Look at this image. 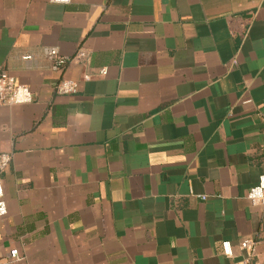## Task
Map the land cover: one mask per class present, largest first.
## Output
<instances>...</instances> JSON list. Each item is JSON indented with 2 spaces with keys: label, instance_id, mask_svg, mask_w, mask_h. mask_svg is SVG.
<instances>
[{
  "label": "crops",
  "instance_id": "0c3cea01",
  "mask_svg": "<svg viewBox=\"0 0 264 264\" xmlns=\"http://www.w3.org/2000/svg\"><path fill=\"white\" fill-rule=\"evenodd\" d=\"M0 71V264L264 261V0H0Z\"/></svg>",
  "mask_w": 264,
  "mask_h": 264
},
{
  "label": "built area",
  "instance_id": "2783aa9c",
  "mask_svg": "<svg viewBox=\"0 0 264 264\" xmlns=\"http://www.w3.org/2000/svg\"><path fill=\"white\" fill-rule=\"evenodd\" d=\"M71 0H49L52 5H68ZM42 56L50 63L52 71H58L68 62V58L61 56L55 48H43ZM24 60H30V55L22 57ZM100 76L106 75V70L101 69L98 73ZM78 91L77 83L67 79H61L55 86V94L60 96L75 95ZM32 101V96L29 89L12 77H10L5 71H0V106L10 107L15 105L28 104ZM11 162V156L9 154H0V217L6 214V205L4 201V195L1 185V175L8 169ZM247 200L252 206H264V175L259 177L257 184L249 189ZM241 247L250 252L252 244L244 242ZM221 250L224 256H230V248L228 243L221 244ZM9 257L11 260L17 259V252L15 250L10 251ZM238 264H251L249 258H245ZM264 264V261L255 263Z\"/></svg>",
  "mask_w": 264,
  "mask_h": 264
}]
</instances>
